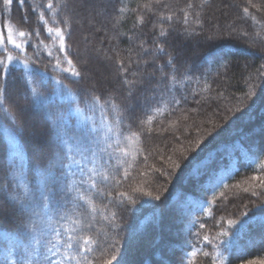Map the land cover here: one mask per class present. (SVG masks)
Segmentation results:
<instances>
[{"label":"trees","instance_id":"16d2710c","mask_svg":"<svg viewBox=\"0 0 264 264\" xmlns=\"http://www.w3.org/2000/svg\"><path fill=\"white\" fill-rule=\"evenodd\" d=\"M49 3L55 12L47 8ZM95 9H100L102 16L95 14ZM69 24L94 31L91 44L73 60L75 70L81 73L80 84L122 94L126 90L139 93L152 86L164 93L158 99L165 100L168 106L163 114L133 129L138 135L133 137L138 140V151L125 174L127 179L132 177L133 183L119 193L107 191L106 197L104 182L95 185L100 190V202L105 201L101 207L105 205L110 215L108 224L118 211L120 215V234L116 247L113 244L115 254L119 253L112 259L109 256L108 261L168 264L165 257L169 254L163 248L167 242L179 238L187 246H198L194 233L202 231L213 233L219 242L227 241L236 231L228 220H247V226L233 240V247L242 248L243 253L233 251L227 264L264 261V208L260 207L264 205V0H24L23 4L20 0H12L11 4L0 0V34L8 25L46 29ZM6 56L0 47V58ZM25 56L30 64L36 61L41 68L47 66L52 76L64 74L53 71V59L33 46L26 48ZM9 71L5 100L18 93L29 99L26 70L9 67ZM34 84L47 106L41 110L42 115L53 118L57 128L43 118V128L33 135L14 131L25 146L29 166L47 161L34 159L28 143L43 134L46 148L52 150L54 138L59 141L57 130L61 133L68 127L58 119L56 113L61 108L56 107L51 94L40 91L43 85L39 81ZM66 112L73 121V112L68 108ZM110 112L122 121L119 110ZM94 121H98L96 117L87 116L83 128L98 138L100 129L92 131ZM122 132L123 128L118 134ZM101 133L106 137L104 131ZM4 139L0 133V209L8 213L13 205L5 190ZM109 140L113 144L116 141ZM127 145L130 141L121 149L127 150ZM83 153L87 161L78 159L85 165L86 173L88 165L104 163L102 154L96 165L90 162L95 151ZM175 162H179V168L173 167ZM79 171L73 166L74 175L64 185L67 197H73L66 204L70 211H87L74 201V196L85 197V185L76 175ZM30 177L31 181H43L47 175L30 173ZM124 181L125 185L129 182ZM138 189L150 191L160 199L143 196ZM112 194L113 203L108 200ZM169 216L176 219L172 229H168ZM11 223L8 215L0 217V232L17 235L11 231L16 227ZM106 241L100 240L101 250L106 249ZM173 244L178 248L174 261L181 264L180 252L186 245ZM202 259V264L212 261L208 252ZM217 262L221 264L220 259Z\"/></svg>","mask_w":264,"mask_h":264},{"label":"rangeland","instance_id":"374dc122","mask_svg":"<svg viewBox=\"0 0 264 264\" xmlns=\"http://www.w3.org/2000/svg\"><path fill=\"white\" fill-rule=\"evenodd\" d=\"M94 13L99 15L101 10L95 9ZM100 16H102V14H100L99 17ZM8 27L12 29V39L16 40L18 44H23L22 50L16 49L14 45L8 42L6 38ZM60 28L65 32L63 49L60 48V42L56 34H49L47 31L48 28H19L14 25H8L5 31L0 35L5 37V44L8 48L7 55L11 54L14 57H19V59L13 61L9 67L18 68L19 70L25 69L21 61L27 58L25 53L28 46H33V48L44 52L47 56L51 57L55 63L56 60L59 59L61 62L60 67L63 69L72 67L67 63V59H70L73 63L77 54L91 44L94 31L83 25H75L70 28L68 26H60ZM21 31L26 33L24 37L19 36V32ZM65 52H67V59L64 56ZM49 53H51V55H49ZM25 70L26 75V73L32 69L29 68ZM63 73L62 77H55L50 75V73L45 75L43 72H33L31 76V87L35 85V82L39 81V83L43 85L39 87L40 91L49 92L57 102L56 107L61 108L56 114L58 119H62L63 124L68 125V127L65 130L62 129L61 132L63 139L71 140V142L63 140L64 144L68 147L74 146L75 135L88 132L83 128L86 117L91 115L97 118V122H91L96 129H100L98 138L97 136H91L94 139V148L91 146V149L95 151L92 159L95 161L93 164L97 165L100 157L103 155V157H105L104 163L101 166L88 165L87 167L90 168L89 170L96 169L95 172L98 173L95 176V185H97L98 182H104L105 186L102 185V187H105V197L106 192L112 189L116 190V193H119L123 188H128L129 185L133 183L132 177L127 179L125 176L127 169L132 164L131 162L138 151V140L133 138L136 136L138 137V135L134 134L133 129L139 123L149 122L166 111V107H168L167 102L163 99H158L164 95V93L159 92V90H153L154 88L152 86L146 87L147 89L144 88L139 93H134L131 90H126L124 94L119 92H106L107 90L102 92L96 88L83 86L79 83L78 79L71 76L70 72L64 71ZM56 79L62 80L64 85L67 86L63 91H58L59 86L56 84ZM42 80L45 81V83H42ZM122 83L125 86L127 85L125 80H123ZM150 87L152 88L149 89ZM29 89V85L27 84V96L32 100ZM147 92L150 95H148ZM94 97L96 98L95 100L93 99ZM100 97H104V99ZM29 99L21 96V93L14 94L5 100L9 112L5 113L3 109L0 108V133H2L3 138H5L4 140H6L7 170L5 190L8 192V200L12 201V205L17 207L30 204L33 200V193H36L37 185L42 182L33 179L31 181L30 173L31 175L37 173L48 175L49 172H55L59 175L61 170L58 165L62 161L68 163V161L64 160L60 141L55 142L54 138L53 144H51L53 145L52 150L51 147L48 149V146L46 148V138L42 134L37 137L36 140L33 138L31 143L28 144L31 146L29 147L31 148L32 155H34L33 158L40 161L46 159L47 163H43V165H28L25 146L23 142L21 143L19 141V138L14 132L17 131V126L27 120L28 129L26 132L33 135L38 132L39 129L43 128L45 123V119L43 118H46L51 122L50 124L55 127V120L53 118L50 119L47 116L48 114L44 117V112L41 111L42 109L46 110L47 106L43 105L44 103L33 106L32 102H29ZM111 99H113V102ZM107 103L110 104V106H108ZM24 108H27V112L23 110ZM66 108L73 112L70 114L74 118L73 121L69 119V112H66ZM112 109L114 111L117 109L122 113L123 117L121 122H119L117 118L111 116L110 111H112ZM100 113L102 116H99ZM13 115L16 117L15 121L12 119ZM128 119L129 121H127ZM114 126L115 128H113ZM121 128L124 129V132H122V135H119L118 133ZM41 131L45 134L44 130ZM101 131L105 132L106 137H104ZM118 137H120V141L117 143ZM110 138L116 140L114 144L109 140ZM126 141H130V145L125 146L127 150H122L121 147ZM78 153L79 152L73 153V159L76 158L75 160L80 161L84 158L86 162L87 155L85 153H83V155H77ZM79 157L80 160L78 159ZM0 162H2L1 157ZM48 162L50 163L48 164ZM76 175L79 178H83L80 171L76 172ZM84 178H86V176H84ZM44 180L45 178L43 181ZM124 180H128L129 182L125 185L126 181ZM84 185L86 189L84 191L85 197L81 195L77 197L74 196V201H76L78 206L86 207L87 211H70L66 204L68 203V199L71 200L73 197H67L66 187L63 184H54L51 181L48 182L47 187L51 193L49 207L46 210L36 209V211L40 213L38 217L33 218L37 225L36 234L46 236L49 240L54 241L56 239L55 232H59L65 243H67L69 236L73 237L74 241L79 240L81 242V247L87 249V251L80 253L79 250H75L74 244V251L69 252V255L75 254L81 261V264H89V262H91V264H109V262L115 264V261H111L110 259L114 257L113 255L119 253L115 254L117 236L120 234V224L118 221L120 217L119 211L116 214L114 213V218H111V222L108 224L110 215L105 205L102 206L103 208L101 207L105 201L103 200V202H100V199L97 197V194L100 193V190L97 191L99 187L93 188L89 184ZM36 195L38 196L39 194L36 193ZM64 199H67V201ZM109 199L110 202L113 203V194L108 197V200ZM105 200L107 199L105 198ZM1 202L2 200L0 199V204ZM9 209L12 210L5 208L8 212L13 211L12 207ZM29 215V213H26V219ZM20 218L23 219V216ZM168 219V229H172L173 220L176 219H174L173 216H169ZM9 235L8 233L0 232V264H12V261H16L17 264H24L29 257L22 256L19 249L16 247L17 242L22 239V236L20 234L15 236ZM199 235L200 239H197L199 243L197 244L198 246H187L186 241H183V239L179 240V238L170 243L167 242L163 248L165 252L169 254L168 257H165L168 264H177L174 259H177L178 248H175L173 243L178 245L182 241L183 242L178 246H183V244H185L187 247L185 246L186 249H182L180 252L181 258L179 261L182 260L181 264H202V256L207 252L210 253L212 261L206 263L219 264L217 260L220 249L217 246L218 240L216 236L211 232L205 231H202ZM204 236L209 238L208 241L203 240ZM83 240H90L92 243L83 244ZM100 240H103V242L106 241L104 245L106 249H100ZM113 244H115V247H113ZM199 246L201 249L198 248ZM65 250V248H61L58 256L53 257V259L59 258ZM193 250L196 251V255L194 257H188L186 254L191 253ZM109 256H111V258L108 261ZM71 264H75V261H72Z\"/></svg>","mask_w":264,"mask_h":264},{"label":"snow or ice","instance_id":"6c2138e0","mask_svg":"<svg viewBox=\"0 0 264 264\" xmlns=\"http://www.w3.org/2000/svg\"><path fill=\"white\" fill-rule=\"evenodd\" d=\"M5 3L11 4L12 0H5ZM20 3L23 4L24 0H20ZM48 9L53 10L55 12V9H53L52 3H49L47 5ZM244 12L248 13V9L244 8ZM41 19H43V16L41 15ZM141 23L143 22V19L141 18ZM47 23V21H45ZM69 28L71 25H68ZM49 34L55 33L57 38L60 42V48H64V40H65V32L60 28H48L47 29ZM12 29L11 27H8L7 29V40L9 43L15 46L16 49L22 50L23 44H18L16 40L12 39ZM26 35L25 32L21 31L19 32L20 37H24ZM0 47L3 48V50L7 53L8 48L5 44V37L3 35H0ZM160 51H164V49L161 47ZM51 55V53H49ZM65 58L67 59V52L64 53ZM19 57H14L11 54H8L5 58H0V73H2V78H0V108L3 109L5 113L9 112V109L7 108L5 104V94L7 90V77L10 75L9 71V65L15 61L18 60ZM25 67V69L31 68L32 70L27 72L25 75L26 83L29 85L30 88V95L32 96V104L33 106L41 104L42 103V93H40L36 88L31 87L32 80L31 76L33 75V72L40 73L43 72L45 75H48L47 73V66L44 68H41L37 65L36 61H32L31 64L27 60L21 61ZM67 63L71 65L69 69H63L60 67V60L57 59L56 63L52 65L53 71H67L71 73V76L79 79L81 77V73L79 71H75V65H73L72 61L70 59H67ZM122 63V62H121ZM175 79V77H173ZM42 83H45V81H41ZM56 84L59 86L58 91H63L67 86L64 85L63 81L60 79H56ZM96 99L95 97L93 98ZM25 112H27V108L23 109ZM13 121L16 120L15 115L12 116ZM119 119V117H117ZM28 129V121L25 120L24 123L19 124L17 126L18 134H23ZM93 132L97 131L95 127L92 129ZM57 139L61 143V148L63 150V156L64 160L68 161V163H64L63 161L58 165L60 168V174H56L55 172H49L47 177L44 181L39 183L36 188V193L39 195L37 196L36 193H33V200L30 204L26 206H15L13 205V211L5 213L3 209H0V217H3L4 215H8L13 223L16 225L15 228L11 229V231H16L18 234L22 236V239H20L16 247L19 249L20 254L22 256L29 257L24 264H71L72 261H75V264H81V261L77 258V256L69 255V252L74 251V244H75V250H79L80 253L83 251H87V249H84L81 247V242L79 240L74 241V238L69 236L67 243L64 242V240L61 238V234L59 232H55L56 239L54 241L49 240L46 236L43 235H37V225L34 222V217H38L40 213L36 211V209L46 210L49 207V199H50V190L48 189L47 185L48 182L51 181L54 184H63L67 185L68 181L71 180V177L74 175L73 172V166L78 168L81 172L82 177L86 176V178H82L80 180V184H89L91 187H95V176L98 174L95 172L94 169H91L88 171V173L85 174L84 168L85 165L81 163V161H77L73 159V153L74 152H80L81 155H83L84 151H91V145L94 143V139L90 136L88 132H82V134L74 138V146L68 147L64 144L63 136L61 135L59 129L57 130ZM118 143V141H117ZM198 146V145H197ZM91 163H95L94 160H90ZM174 168H179L180 164L179 162H175L173 164ZM71 190V189H69ZM139 193L143 196L151 197L155 200H159L160 197L158 195L153 196V193L148 191L145 192L143 189H138ZM126 195V194H122ZM131 200V197H129ZM9 203H12V201H9ZM132 203H135V201H132ZM260 207L264 208V205H261ZM24 213H29L27 220L22 219L20 217L23 216ZM247 213H244V216L247 217ZM228 225L232 228H235L236 231L232 232L231 237L227 241L224 242H217V246L222 248L223 251L218 252V259L221 260V264H227L229 257L233 251H237L240 253H243L242 248H234L233 247V240L238 237V235H242L243 232L246 229L247 226V220H243L240 222H237L235 220H228ZM200 227H203V225H200ZM196 238L199 240L200 235L199 232L194 233ZM223 235L227 236L228 233H223ZM208 237L204 236L203 240L208 241ZM264 242V241H262ZM83 244H89L92 243L90 240H83ZM65 248V252L59 256L57 259H53V257L58 256L60 249ZM227 252L229 255H225L224 253ZM188 257H194L196 255V251L193 250L191 253L186 254ZM207 255V253H205ZM115 258V257H113ZM12 264H17L16 261H12ZM91 264V262H89ZM110 264V262H109ZM248 264H254V262L249 261ZM260 264H264V261H261Z\"/></svg>","mask_w":264,"mask_h":264}]
</instances>
